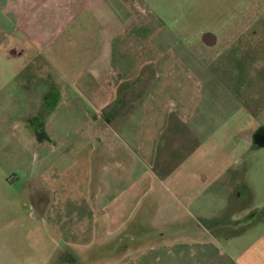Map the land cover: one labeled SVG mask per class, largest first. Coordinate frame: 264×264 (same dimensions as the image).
Masks as SVG:
<instances>
[{"label": "crops", "instance_id": "obj_1", "mask_svg": "<svg viewBox=\"0 0 264 264\" xmlns=\"http://www.w3.org/2000/svg\"><path fill=\"white\" fill-rule=\"evenodd\" d=\"M215 1L0 0V50L38 88L25 92L35 158L0 175V264H264V218L183 235L245 213L222 202L264 184L228 125L241 109L228 51L257 17L199 32Z\"/></svg>", "mask_w": 264, "mask_h": 264}, {"label": "rangeland", "instance_id": "obj_2", "mask_svg": "<svg viewBox=\"0 0 264 264\" xmlns=\"http://www.w3.org/2000/svg\"><path fill=\"white\" fill-rule=\"evenodd\" d=\"M224 0H217L213 4L199 7L197 11L198 22L195 27L199 28V32L223 27L225 23L220 22L224 18L240 19V15L245 17L246 12L249 15L257 17L256 21L246 24H239V30L246 31L245 37L238 39L232 48L228 51L232 61L229 76L227 78V88L235 97L241 106L233 112V117L228 120V125H240V134L242 135V144L246 142L248 150L246 156L249 162V176L252 179H257L256 175H263L264 171V145L263 137H260L264 132V17L262 22L260 19L264 13V0H229L233 3L231 6H224ZM227 5V4H226ZM257 5H262L261 7ZM257 6V7H256ZM246 18V17H245ZM216 20V22H212ZM10 56V55H9ZM243 56V57H242ZM242 57V59H241ZM223 59V57H222ZM241 59L240 61H238ZM253 61V62H252ZM255 62V63H254ZM21 60L16 58H8L5 53L0 50V175L6 174L12 176L15 172L24 174L26 167L23 161L30 162L35 158L34 152L30 146L31 135L28 131L34 130L36 121L33 119V113L38 107V104L30 102L29 95L31 89H38L32 86L23 87L19 72ZM257 64V65H256ZM39 87V86H38ZM42 89V87H40ZM51 99L53 97H50ZM29 145L26 146L22 145ZM22 147H21V146ZM260 166H256L259 165ZM14 170V172H13ZM257 197L254 199L247 197ZM246 197V199H245ZM245 199V200H244ZM205 200V204H207ZM190 211L194 213L196 220L203 222L204 217L196 213V210L191 206L190 202L184 200ZM264 202V184L256 183L255 180L248 183V189L243 188L242 198L236 200H224V205L227 208L230 206L231 211L241 210L245 213L233 216H227L224 210L217 211L216 217L221 220L217 226L213 224H204L201 229L194 227L191 223H185V238L201 237L206 232L205 229L212 230L217 237L230 236L243 232L245 227L251 228L256 225V219L259 221L262 218L258 217V210H254ZM214 203L205 206L214 210ZM230 210V209H229ZM191 220L190 215H185V221ZM192 225L195 232L189 233L186 228ZM201 227V226H200ZM199 229V230H198ZM198 230V231H197ZM207 235V234H206ZM81 264V263H79ZM85 264V263H83Z\"/></svg>", "mask_w": 264, "mask_h": 264}, {"label": "flooded vegetation", "instance_id": "obj_3", "mask_svg": "<svg viewBox=\"0 0 264 264\" xmlns=\"http://www.w3.org/2000/svg\"><path fill=\"white\" fill-rule=\"evenodd\" d=\"M263 134L260 136V137H263V139L262 140H264V132H262ZM264 218V211H261V212H259L258 213V217L257 218Z\"/></svg>", "mask_w": 264, "mask_h": 264}]
</instances>
